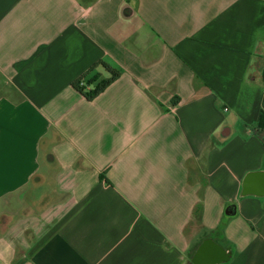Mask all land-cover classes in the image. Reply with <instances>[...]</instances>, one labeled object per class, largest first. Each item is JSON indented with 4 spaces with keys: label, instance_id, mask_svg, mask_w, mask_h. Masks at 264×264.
I'll list each match as a JSON object with an SVG mask.
<instances>
[{
    "label": "crops",
    "instance_id": "1",
    "mask_svg": "<svg viewBox=\"0 0 264 264\" xmlns=\"http://www.w3.org/2000/svg\"><path fill=\"white\" fill-rule=\"evenodd\" d=\"M263 68L264 0H0V264H264Z\"/></svg>",
    "mask_w": 264,
    "mask_h": 264
},
{
    "label": "trees",
    "instance_id": "2",
    "mask_svg": "<svg viewBox=\"0 0 264 264\" xmlns=\"http://www.w3.org/2000/svg\"><path fill=\"white\" fill-rule=\"evenodd\" d=\"M102 71L106 72L107 76H102ZM119 75L120 71L117 68L106 61L100 60L75 79L72 85L85 98L93 100ZM262 78L264 79V68ZM258 126L264 128V112L260 114Z\"/></svg>",
    "mask_w": 264,
    "mask_h": 264
},
{
    "label": "water",
    "instance_id": "3",
    "mask_svg": "<svg viewBox=\"0 0 264 264\" xmlns=\"http://www.w3.org/2000/svg\"><path fill=\"white\" fill-rule=\"evenodd\" d=\"M247 195L264 196V170L249 171L245 174L241 183L240 196ZM234 213V205H229L225 210L226 216H231ZM188 264H199V262L192 258Z\"/></svg>",
    "mask_w": 264,
    "mask_h": 264
}]
</instances>
